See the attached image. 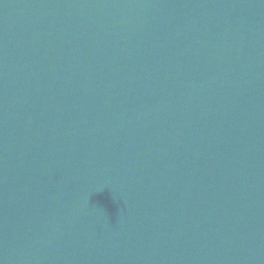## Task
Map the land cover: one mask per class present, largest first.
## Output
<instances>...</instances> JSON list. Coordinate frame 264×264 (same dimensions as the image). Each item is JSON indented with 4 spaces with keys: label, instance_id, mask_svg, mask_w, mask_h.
<instances>
[{
    "label": "water",
    "instance_id": "water-1",
    "mask_svg": "<svg viewBox=\"0 0 264 264\" xmlns=\"http://www.w3.org/2000/svg\"><path fill=\"white\" fill-rule=\"evenodd\" d=\"M0 264H264V0H0Z\"/></svg>",
    "mask_w": 264,
    "mask_h": 264
}]
</instances>
